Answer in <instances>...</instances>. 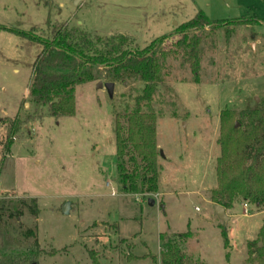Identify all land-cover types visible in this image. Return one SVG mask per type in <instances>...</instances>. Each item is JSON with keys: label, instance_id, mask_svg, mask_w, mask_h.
Segmentation results:
<instances>
[{"label": "rangeland", "instance_id": "1", "mask_svg": "<svg viewBox=\"0 0 264 264\" xmlns=\"http://www.w3.org/2000/svg\"><path fill=\"white\" fill-rule=\"evenodd\" d=\"M198 12L211 22L190 32L194 48L178 46V26ZM53 22L124 33L139 48L174 33L159 48L165 53L157 54L160 80L151 100L139 104L155 115L163 153L156 192H122L116 169L114 120L123 122L136 108L142 80L114 81L110 96L97 86L107 81L106 68H95L94 80L75 86L70 116H50L31 101L39 48L8 28L46 32ZM261 101L264 0H0V119L19 121L9 150L0 121V198L20 211L6 210L0 219V257L96 264L93 255L97 264H159V234L188 232L181 251L194 261L259 264L247 242L264 235V206L239 198L226 209L224 226L208 199L216 187L221 112L236 115ZM230 123L241 126L237 116ZM31 197L37 216L19 202Z\"/></svg>", "mask_w": 264, "mask_h": 264}, {"label": "trees", "instance_id": "2", "mask_svg": "<svg viewBox=\"0 0 264 264\" xmlns=\"http://www.w3.org/2000/svg\"><path fill=\"white\" fill-rule=\"evenodd\" d=\"M210 22L198 12L194 18L179 25L175 32L181 36L177 41L178 46L193 47L195 43L189 37L190 32ZM8 30L39 48L32 65L29 96L36 106L45 105L50 116L72 115L75 111V86L94 80L93 71L100 66L106 68L107 81L137 78L144 82L136 98V108L123 116V122L118 117L114 120L116 169L122 192H156L160 169L157 162L156 118L153 112H142L139 104L151 100L156 83L160 80L157 54L165 53L159 48L174 33L161 36L139 48L134 38L127 34L99 35L67 23H49L46 32L35 28L28 32ZM234 116L240 120V127L230 123ZM1 120L6 122L4 147L9 150L19 121ZM220 125L216 187L210 191V201L227 209L239 198L258 207L264 206V101L236 115L222 111ZM29 201L27 203L23 198L19 199L32 215L37 216L36 199L31 197ZM9 203L10 200L0 198V219L6 210L9 216L20 214L18 209H9ZM220 234L226 247L228 235L224 227ZM188 236V232L160 233L159 264H207L194 261L182 253L181 243ZM259 241H262L261 245H258ZM247 249L249 258L258 254L257 262L264 264V235L248 241ZM127 257L136 258L130 254ZM92 259L97 264L93 255ZM0 264H33V261L28 260L27 256L4 255L0 257Z\"/></svg>", "mask_w": 264, "mask_h": 264}, {"label": "water", "instance_id": "3", "mask_svg": "<svg viewBox=\"0 0 264 264\" xmlns=\"http://www.w3.org/2000/svg\"><path fill=\"white\" fill-rule=\"evenodd\" d=\"M97 86L98 87H102V86H104L105 87V89H106V91L108 92V94L110 95V96H112V94H113V88H114V82H110V81H106V82H104V83H102V82H98V84H97ZM257 100V99H256ZM237 124H235V126H236ZM159 154L162 156L163 155V153H162V150L161 149H159ZM153 203H154V200H153V198H148V204L149 205H153ZM68 204V203H67ZM67 204L65 203V204H63L62 205V207H61V210H62V212L63 213H66L67 212ZM161 207H163V205H161ZM213 210H214V213H215V215L218 217V219H220L222 222H223V224H224V226L227 224V221H228V216H227V214L225 213V210H224V207L222 206V205H220V204H213ZM34 264V263H33Z\"/></svg>", "mask_w": 264, "mask_h": 264}, {"label": "crops", "instance_id": "4", "mask_svg": "<svg viewBox=\"0 0 264 264\" xmlns=\"http://www.w3.org/2000/svg\"><path fill=\"white\" fill-rule=\"evenodd\" d=\"M208 200H209V202H210L211 206H213V204H214V203H212V202L210 201V199H208ZM226 209H227V208H224V210H225V213H226V214H227V216L229 217V214L226 212ZM228 220H229V218H228Z\"/></svg>", "mask_w": 264, "mask_h": 264}]
</instances>
